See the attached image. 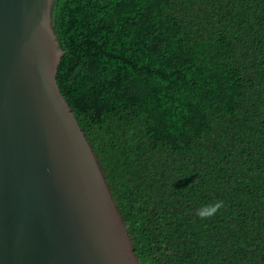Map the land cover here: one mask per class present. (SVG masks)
Wrapping results in <instances>:
<instances>
[{
    "label": "trees",
    "instance_id": "obj_1",
    "mask_svg": "<svg viewBox=\"0 0 264 264\" xmlns=\"http://www.w3.org/2000/svg\"><path fill=\"white\" fill-rule=\"evenodd\" d=\"M52 15L61 91L140 263L264 264V0H54Z\"/></svg>",
    "mask_w": 264,
    "mask_h": 264
},
{
    "label": "water",
    "instance_id": "obj_2",
    "mask_svg": "<svg viewBox=\"0 0 264 264\" xmlns=\"http://www.w3.org/2000/svg\"><path fill=\"white\" fill-rule=\"evenodd\" d=\"M54 0H0V264H141L61 91Z\"/></svg>",
    "mask_w": 264,
    "mask_h": 264
},
{
    "label": "clouds",
    "instance_id": "obj_3",
    "mask_svg": "<svg viewBox=\"0 0 264 264\" xmlns=\"http://www.w3.org/2000/svg\"><path fill=\"white\" fill-rule=\"evenodd\" d=\"M224 207V202L222 200H218L211 204L203 205L201 208L196 210V216L200 219H209L215 216L222 208Z\"/></svg>",
    "mask_w": 264,
    "mask_h": 264
}]
</instances>
